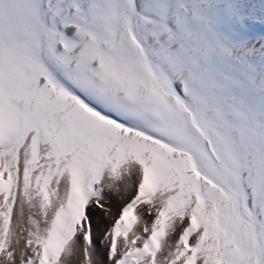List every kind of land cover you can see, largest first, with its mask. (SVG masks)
Masks as SVG:
<instances>
[{"label": "snow or ice", "instance_id": "6c2138e0", "mask_svg": "<svg viewBox=\"0 0 264 264\" xmlns=\"http://www.w3.org/2000/svg\"><path fill=\"white\" fill-rule=\"evenodd\" d=\"M0 264H264V0H0Z\"/></svg>", "mask_w": 264, "mask_h": 264}, {"label": "bare ground", "instance_id": "6f19581e", "mask_svg": "<svg viewBox=\"0 0 264 264\" xmlns=\"http://www.w3.org/2000/svg\"><path fill=\"white\" fill-rule=\"evenodd\" d=\"M111 204L113 207V211H115L116 205L118 204V200L113 198V200L111 201ZM95 217H96V220H95L96 236H99L100 230L108 224V221L104 218L103 212L100 211L99 209L96 210ZM97 239H98V237H97Z\"/></svg>", "mask_w": 264, "mask_h": 264}, {"label": "rangeland", "instance_id": "374dc122", "mask_svg": "<svg viewBox=\"0 0 264 264\" xmlns=\"http://www.w3.org/2000/svg\"><path fill=\"white\" fill-rule=\"evenodd\" d=\"M95 222V221H94ZM98 237V239H99V236H97Z\"/></svg>", "mask_w": 264, "mask_h": 264}]
</instances>
